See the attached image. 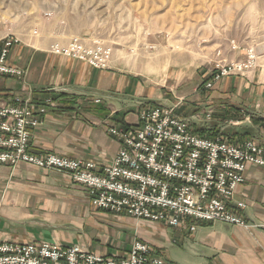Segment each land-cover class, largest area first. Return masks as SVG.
<instances>
[{"label": "rangeland", "instance_id": "1", "mask_svg": "<svg viewBox=\"0 0 264 264\" xmlns=\"http://www.w3.org/2000/svg\"><path fill=\"white\" fill-rule=\"evenodd\" d=\"M8 37L16 41L9 62L24 70V77L18 79L28 76L29 69V64L24 67L17 61L20 44L57 56L63 55L50 51L57 41L104 44L112 52L107 69L144 81L151 91L148 96L143 91L136 99L141 105L133 110L135 124L144 107L163 105L186 118L190 128L194 124L198 129L211 128L208 124L214 120L223 123L220 130L226 134L232 128V133L235 128L253 133L240 141L255 137L264 142V128L251 125L253 120L263 127V117L252 111L264 105L250 108L248 104L255 105L256 99L246 91L238 94L232 83L226 90L234 77L246 80L255 73L264 80V0H0L1 46ZM250 49L255 53L253 65L215 78L217 66L245 61ZM6 93L3 89L0 94ZM96 95L115 102L106 93ZM140 222L141 229L147 222L160 235L165 243L161 253L168 264H225L213 263L219 255L211 251L208 239L200 238L217 228H228L222 222L196 221L197 230L188 236L161 223Z\"/></svg>", "mask_w": 264, "mask_h": 264}, {"label": "built area", "instance_id": "2", "mask_svg": "<svg viewBox=\"0 0 264 264\" xmlns=\"http://www.w3.org/2000/svg\"><path fill=\"white\" fill-rule=\"evenodd\" d=\"M15 42L11 37L3 41L0 75L23 78L24 70L9 62ZM50 51L100 69L110 68L112 52L104 44L57 41ZM254 61L255 53L250 49L245 61L219 65L214 76L219 79ZM4 95L0 98V165L29 164L60 171L88 189L98 210L180 231L195 232L196 221L201 220L246 229L254 226L239 211L246 207L245 202L233 200L247 178V170L252 166L264 168V142L259 139L233 142L221 130L215 136H203L194 133L189 121L177 116L173 107L153 105L142 109L137 124L108 126L121 147L109 164L100 166L84 158L30 152L32 130L44 124V116L55 102L50 97L37 101L31 92L27 96L10 91ZM0 264L168 263L161 249L138 239L125 256L98 254L75 244L0 241Z\"/></svg>", "mask_w": 264, "mask_h": 264}, {"label": "crops", "instance_id": "3", "mask_svg": "<svg viewBox=\"0 0 264 264\" xmlns=\"http://www.w3.org/2000/svg\"><path fill=\"white\" fill-rule=\"evenodd\" d=\"M16 49L17 61L24 67L29 64L28 76L18 79L0 75V93L3 89L7 92L21 89L17 93L27 96L31 92L37 101L51 97V93H64L54 100L55 106L45 114L44 124L32 130L30 152L84 158L100 166L109 164L121 143L108 134L107 126L123 121L127 125L136 123L137 115L133 110L141 105L136 99L143 91L147 96L151 94L145 82L111 69H95L86 62L38 48L20 44ZM231 83L238 94L246 91L256 99L255 105L248 104L250 108L264 105V80L260 75L253 73L246 80L234 77L228 80V85ZM228 85L226 90L230 88ZM100 92L115 102L100 99L96 95ZM2 96L6 95L0 94V98ZM66 103L68 107L63 110ZM128 111L131 112L126 113ZM252 113L264 119V109H254ZM259 123L252 120L251 125L264 128ZM208 126L220 130L224 125L213 120ZM242 130L235 128L234 133ZM229 131L233 132V128ZM236 201L245 202L246 207L239 211L254 226L246 229L224 223L228 228H217L200 238L208 239L211 251L219 255V260L214 259L213 263L264 264V168L252 166L247 170L245 182L236 191L233 202ZM140 221L128 215L98 210L92 204L88 189L60 171L29 164L0 165V241L75 244L110 256H125L136 239L150 242L159 249L165 248L160 235L147 222L141 229ZM181 233L192 234L189 231ZM186 240L189 239L186 237Z\"/></svg>", "mask_w": 264, "mask_h": 264}, {"label": "trees", "instance_id": "4", "mask_svg": "<svg viewBox=\"0 0 264 264\" xmlns=\"http://www.w3.org/2000/svg\"><path fill=\"white\" fill-rule=\"evenodd\" d=\"M51 94H52V96L50 98H52L53 100H57L60 96L64 95V93H51ZM62 107H64L63 110L67 109L68 103L64 104ZM262 121H264V119ZM196 126L197 125L194 124L193 127L191 128V130L195 133H199L200 135H204V136L212 137V136H215L219 131L217 127H213V128H211V130H208L209 128L204 127V128L198 129V128H196ZM228 133H229L228 136H229L230 140L233 142L234 141L238 142V141L242 140L244 137L251 135V133L249 131H247L246 129H244L243 131H240V132H236V133H232V132H228Z\"/></svg>", "mask_w": 264, "mask_h": 264}]
</instances>
